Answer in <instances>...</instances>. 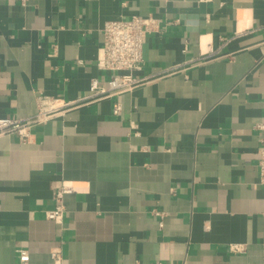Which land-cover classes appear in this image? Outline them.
Wrapping results in <instances>:
<instances>
[{"label":"crops","instance_id":"obj_1","mask_svg":"<svg viewBox=\"0 0 264 264\" xmlns=\"http://www.w3.org/2000/svg\"><path fill=\"white\" fill-rule=\"evenodd\" d=\"M133 15L142 84L0 135V264H264V0H0V115L110 79L104 24Z\"/></svg>","mask_w":264,"mask_h":264},{"label":"built area","instance_id":"obj_2","mask_svg":"<svg viewBox=\"0 0 264 264\" xmlns=\"http://www.w3.org/2000/svg\"><path fill=\"white\" fill-rule=\"evenodd\" d=\"M25 1V0H23ZM154 17H140L133 15L128 18L111 19L105 22L103 27L104 42L99 48L97 66L104 71L112 72V77L103 81L99 78H92L89 86V93L79 99L65 100L52 95L40 93L38 95V112L31 118H14L0 115V135L19 133L24 141L32 137V128L37 123L43 122L50 117L57 115L67 107L73 106L82 101H94L111 97L118 93L134 89L142 84L146 78L134 74V71L142 68L144 63L143 47L148 33L156 24ZM122 110L120 102H116L113 112L119 114ZM259 128H264V121L260 122ZM259 178L264 184V146L259 150ZM74 188L63 183L54 193L56 205L46 212L48 219L61 222L65 216V194L71 193ZM232 251H240L239 245H231ZM60 252L53 251L52 258L60 259ZM19 264H28L30 253L27 249H19Z\"/></svg>","mask_w":264,"mask_h":264}]
</instances>
